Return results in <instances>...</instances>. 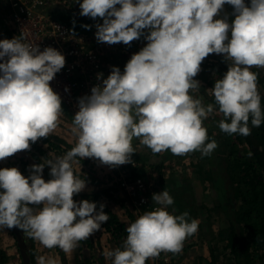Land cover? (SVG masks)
Masks as SVG:
<instances>
[{
    "label": "clouds",
    "instance_id": "clouds-1",
    "mask_svg": "<svg viewBox=\"0 0 264 264\" xmlns=\"http://www.w3.org/2000/svg\"><path fill=\"white\" fill-rule=\"evenodd\" d=\"M226 4L232 6L231 19L221 15ZM79 7L81 16L102 18L98 42L127 45L147 30V44L123 72L113 66L101 85L79 99L71 128L76 142L62 157L32 164L27 177L16 167L0 168V228L17 227L43 247L65 253L109 219L103 204L97 210L95 202L73 199L86 188L85 179L74 174L75 158L135 164L134 138L153 153L207 156L217 143L209 142L203 121L214 111L223 114L218 126L228 135L248 136L249 122L264 123L258 73L251 70L264 68V0H81ZM209 54H223L229 66L209 89L214 104L204 105L190 90L200 87L193 78ZM65 62L54 47L41 51L18 36L0 40V160L57 128L61 97L49 82ZM152 201L158 207L126 227L123 247L102 253L108 264H146L162 252L179 253L198 231L199 221L188 212L168 211L174 200L167 190L153 193ZM37 264L57 261L39 256Z\"/></svg>",
    "mask_w": 264,
    "mask_h": 264
},
{
    "label": "crops",
    "instance_id": "crops-1",
    "mask_svg": "<svg viewBox=\"0 0 264 264\" xmlns=\"http://www.w3.org/2000/svg\"><path fill=\"white\" fill-rule=\"evenodd\" d=\"M64 2L68 8L71 7L76 10L75 14H73V16L71 15L72 17H70L69 14L65 12L67 18L64 17L65 20L61 19V16L63 15L58 11L60 10L59 7L61 6L59 3L51 5L47 12L64 23L69 22L68 24H70L74 22L75 30L73 31H75L77 34L86 36L87 44L85 47L87 49L96 50L100 53L103 63L104 76L107 78L106 73L108 72V74H110L113 66L116 65L115 58L118 57L121 60V55L116 51H112V49L108 47L107 42L97 41L95 37V29H97L96 24H98V20L89 16L80 15L79 0H65ZM5 20L6 19L2 15L1 23H4ZM2 25L5 29V34L12 38L11 35L15 33L10 27L9 23L7 22L6 24L4 23ZM83 25H90L91 27L85 28ZM115 67H117V65ZM61 106L63 111L59 118L58 126L49 136L65 141L69 145H74L76 140L71 131L73 118L62 104ZM132 145L136 152L132 153L131 157L135 160L136 165L138 164L137 166L140 168L139 172L145 173V175L150 177L153 183L155 182V184H157L155 190L157 193L165 189L173 197L174 203L168 207V211L170 213L179 215L184 212H188L190 219H197L199 215H202L203 213H213L218 212L219 210L220 211L218 214L216 213V215H223V209L226 205H228V197L224 185L219 182V180L217 181L220 174L219 171L221 170V165L220 162L218 164L213 162V155L208 156L207 160L209 161L205 164L204 162H201V160H197L194 156L190 157L189 154L180 156L172 154L168 150L160 153H153L147 146L141 144L138 138H134L132 140ZM44 147L46 149V145ZM19 153L23 154V152L20 150L17 152V156L20 155ZM48 154L55 156V158L62 157L60 155L56 156L51 152H48ZM23 155L25 160H27L30 165L35 163L30 154L26 153ZM82 161L85 163H79L77 159L72 162V168L75 174L83 176L87 172L91 171L93 172L95 178L99 180V183L95 185L86 182V188L80 193L89 194L99 192L102 189H110L109 194L112 197L107 198L102 196L101 202H104L108 205V207L113 211L119 221L126 228L131 222H134L136 218H133V215H129L127 212V208H125V201L123 200V192L120 189L115 190L114 188L117 187L109 183L108 178L113 173L115 167L101 163L98 158L85 157L82 159ZM197 161H199V164H197ZM4 167H16L19 169L15 158L11 160H0V168ZM197 167L202 171L204 169V173L206 172L205 178H203L204 181L202 180L204 185L201 191H196L195 189L191 188V174L192 171L195 172V170H198ZM134 169H137V167ZM135 171L137 173V170ZM44 179L45 181L48 180L47 178ZM221 188L223 190L222 193L220 192ZM220 196H222V201L220 200ZM73 199L79 201L76 196H74ZM201 217L206 216L203 215ZM210 227L213 230V223L211 222ZM210 235L212 237V234L210 233L208 234L207 240L201 238L200 241H198L200 236L197 232L194 235L188 237L184 241L182 250L179 252L180 255L178 264H204V262H210V247L215 246V242L212 240L214 238L212 237L210 239ZM88 239L89 241L94 242L93 244L95 249H81V251L84 253L85 257H89L90 254L91 256L95 257L93 264H108L102 253L109 249L120 248L121 242L124 243L125 240L122 239L120 241L112 239L111 234L106 232L104 229L95 231L89 236ZM97 242L100 244V248H97L99 245H96ZM0 248L6 250L7 254L10 256L8 264H19L16 256L14 240L12 239L11 234H9L7 228H0ZM35 249L37 252V257L44 256L45 258H53L57 261V264H63L59 254V251H62L60 248L59 251L57 247H53L51 249L45 248L39 243V241L35 240ZM79 249L80 248L78 245V248H75L72 253H65L62 251L67 264H72L73 260L75 261V257ZM79 257L82 256H79L78 253V260ZM146 264H153L152 260L149 259Z\"/></svg>",
    "mask_w": 264,
    "mask_h": 264
},
{
    "label": "trees",
    "instance_id": "trees-1",
    "mask_svg": "<svg viewBox=\"0 0 264 264\" xmlns=\"http://www.w3.org/2000/svg\"><path fill=\"white\" fill-rule=\"evenodd\" d=\"M61 14L63 16L66 15L65 12ZM226 15L231 19L232 16L230 17L228 12ZM68 23L66 24L72 30H75L74 22ZM212 63V67L216 70V73L223 77L228 68L221 66L220 63ZM251 70L258 73L257 86L259 93H261L262 89H264V76L256 68H252ZM261 98L262 107H264V97L261 95ZM249 127L251 128V134L248 136L240 134L228 135L224 133L227 137L225 140L232 143L230 148L224 150V165L222 164L220 167L223 172H220L217 179V181L219 180L224 185L228 197V205L223 209V215L226 217L229 226L227 229V244L223 248L225 251L229 250L225 264H264V123L259 127H252L249 122ZM239 144L244 146L245 152L249 154L248 156H240L239 151L236 149ZM73 146L56 137L48 136L38 138L35 143L30 142V148L27 149V152L34 160V164H38L44 162L46 159H55V156L49 155L48 152L54 153L56 156H63ZM76 159L79 163L83 162L79 157ZM19 162L23 167L30 165L28 162L23 161V159H19ZM135 170L137 169H133L134 176L144 175L143 172H139L140 169L137 170V173ZM42 175L43 178L51 179L50 165L44 167ZM80 178H84L87 183L95 185L99 183V180L94 177L92 172H88L80 176ZM114 189L118 190V187ZM109 190L102 189L99 192L89 194L79 193L74 196L95 202L97 210H99L100 205L103 204L100 198L102 196H106L107 198L112 197L109 194ZM103 205V211L108 214L109 219L101 227L109 232L114 240L121 241L122 239H126L127 233L124 225L118 221L117 217L110 212L105 204ZM128 213L131 215V212ZM20 231L23 244L29 256V263L36 264L34 260L36 254L34 239L28 237L21 229ZM122 244L121 242L120 245L123 246ZM78 245L80 249L92 247V243L88 239L80 241ZM121 246L120 248H122ZM61 255L64 256L62 253ZM7 262L8 257L6 252L0 248V264H6Z\"/></svg>",
    "mask_w": 264,
    "mask_h": 264
},
{
    "label": "built area",
    "instance_id": "built-area-1",
    "mask_svg": "<svg viewBox=\"0 0 264 264\" xmlns=\"http://www.w3.org/2000/svg\"><path fill=\"white\" fill-rule=\"evenodd\" d=\"M5 1L10 10L9 25L18 37L37 43L41 51L51 46L65 56V66L49 83L60 95L61 104L74 119L73 116L79 110V99L90 95L91 88L101 85L102 80L106 78L100 53L85 47L86 36L75 33L66 23L47 12L55 2L67 7L65 0ZM99 73H103L101 78H98ZM136 167V162L120 165L117 180L135 212L141 216L145 211L154 210L158 206L150 204L152 191L145 178L130 180V170ZM162 262L171 264L169 258L161 259L160 263Z\"/></svg>",
    "mask_w": 264,
    "mask_h": 264
},
{
    "label": "rangeland",
    "instance_id": "rangeland-1",
    "mask_svg": "<svg viewBox=\"0 0 264 264\" xmlns=\"http://www.w3.org/2000/svg\"><path fill=\"white\" fill-rule=\"evenodd\" d=\"M79 2H81V0H79ZM55 3H57V2H55ZM59 8H60V10H58L59 12H61V11H62L61 13L66 12V13L69 14L70 17H72L73 14H75V12H76V10H74L71 7L70 8L66 7V9H65V8L60 6ZM80 11H81V9H80ZM232 11H233L232 6L226 4L224 6V8L222 9V11H221V15H226L227 12H228V15L231 17ZM0 14H1V12H0ZM64 17H66V15L65 16H61V19L65 20ZM96 20H98L97 23H102L103 22L102 18H100V17H97ZM95 30L97 31V29H95ZM144 32H145V34H142L139 39H134L133 41L129 42V44H127V45L124 44L123 42H118V43H114V44H108L107 43L108 47H110V49H112V51H116V52H118L121 55V58H122L121 60L118 57L115 58L116 60L114 59L117 67H119L121 71L124 70V66L127 63V61L131 58V56L133 54L139 52L147 44V41L144 38L145 35H147V30H144ZM212 62L220 63L221 66H223V67L226 66L227 68L229 66L228 62H226L224 60L223 54H209L202 61L201 70L199 71L197 76L193 78V79H195V80H197L199 82L200 87H198L196 89H191L190 90V95H192L193 98L200 99L204 105H207L209 103L214 104V96L212 95V93H211V91L209 89L214 87V83H215V81L217 79L223 78L221 75H218L216 73V70L212 67V64H213ZM253 68H256V67H253ZM223 69L225 70V68H223ZM256 69H258V71L264 76V68H256ZM108 75L109 74L107 72L106 76H108ZM260 94L264 97V89H262V92ZM222 119H224L223 114L219 113L218 111H214L212 114H210L203 121V125L207 129L209 142L211 140H215V142L217 143V148L211 154V155H213V158H214L213 162L215 164H218L220 162V165H222V164L224 165V159H225L224 150L227 149V148H230L231 145H232V143H229L228 141L225 140L227 137L224 134V132H222L220 130V128L218 126L219 125V121L222 120ZM236 149L239 151L240 156L243 155L244 157H246V156L249 155L248 152H245V149H244L243 145L239 144L236 147ZM188 154L190 155V157L194 156V157H196L197 160L199 159V160H201V162H204L205 164L209 161L207 159H208V156H210V155L202 156L199 151H194V152H191V153H188ZM131 159L133 161H135L132 157H131ZM197 164H199V161H197ZM117 166L118 165L114 166L115 169L113 170V173L109 176L108 180H109V183L111 185H113V186L117 185V187L119 188L120 182L117 180V178H118V172L117 171L119 169H121V168H120V165L118 167ZM133 169L130 170V178H132L130 180H135L136 178H145L148 181V183L150 184V186H151L152 195H153V193H157L155 191L157 184H155V182L153 183L151 181L150 177L145 175V173H144L143 176H134ZM139 169L140 168L137 166V170H139ZM193 169H195V168H193ZM219 172L222 173L223 171L220 170ZM205 173H204V169L202 171L199 168H198V170H195V172L192 171V174H191V177H192L191 188L192 189H195L196 191L197 190H200V191L202 190L203 185H204V182H202V180H203V178H205ZM120 190L123 192V194L125 196L126 195L125 191L121 188V186H120ZM220 192L221 193L223 192L222 188L220 189ZM77 198L79 199V201L80 200H84V199L80 198L79 196H77ZM101 199H102V197L100 198V200ZM123 200H124V198H123ZM150 200H151L150 201L151 205L158 206L154 201H152V196H151ZM220 200L222 201V196H220ZM128 201H129V199H128ZM125 205L127 207V212H130L131 210L136 211L130 201L127 202V203L125 201ZM218 212H213V213L206 212V213H203L202 215H199V217L197 218V220L199 221V226H198L197 233H199V236H200V239H198V241H200L201 238L204 239V240H207L208 234L211 233L212 237L214 238L212 240L215 242V246L214 247H210V262H204V264H225L226 261H227V258H228L227 256L229 254V250L225 251L223 248L227 244V234H228L227 229L229 228V226H228V223H227V219H226V217L224 215H221V214L220 215H216V213L218 214ZM203 215L206 216V217H201ZM137 216L139 217L138 212H137ZM206 222H207V224H206ZM210 222L213 223V230L210 227ZM212 237L210 235V239ZM98 244L99 243L97 242L96 245H98ZM98 247L100 248V244L97 246V248ZM81 249H90V248L83 247ZM81 249L78 250L79 256H83L84 255V253L81 252ZM61 253L64 255V253L62 251H61ZM179 255H180V253L162 252L159 255L160 257L158 256V257H155V258H151V260H152L153 264H159L161 259L169 258L171 260V264H178L179 263V260H178L179 259ZM60 256H61V254H60ZM63 257L65 258V256H63ZM214 257H215V259H214ZM88 258H91V262L92 263L95 260V257L91 256V254H90V256ZM62 262H63V264H65V263L67 264L66 259H65V261H62ZM73 262H74V260H73ZM99 264H101V263H99Z\"/></svg>",
    "mask_w": 264,
    "mask_h": 264
},
{
    "label": "flooded vegetation",
    "instance_id": "flooded-vegetation-1",
    "mask_svg": "<svg viewBox=\"0 0 264 264\" xmlns=\"http://www.w3.org/2000/svg\"><path fill=\"white\" fill-rule=\"evenodd\" d=\"M0 12H1V14L3 15V17L6 19L5 20V24L8 22V23H11L10 21V17H9V14H10V10H9V6H8V4H7V2L5 1V0H0ZM4 23H2V24H4ZM3 27V26H2ZM4 28V27H3ZM4 31H5V29H4ZM22 152H23V154H29L28 152H27V150H21ZM20 154V153H19ZM23 154H20V155H18L17 156V153H15V154H13V156H9V157H7V158H4V159H7V160H11V159H13V158H15L16 159V161H17V159H18V161H17V164H18V166H19V170H20V172H21V174L22 175H24L25 177H27V176H29L30 175V173H31V168H30V166L31 165H28L27 167H23V165H21V163L19 162V159H23V161H25L26 163L28 162L27 160H25V158H24V155ZM28 164H30L29 162H28ZM5 228H7V227H5ZM100 229H104L103 227H101ZM7 230H8V232H9V234H11V237H12V239L14 240V243H15V251H16V256H17V259H18V261H19V264H22V258H21V256H20V253H19V247H18V245H19V242H18V239L16 238V236H15V234L12 232V230H11V228H7ZM21 232V231H20ZM107 232V231H106ZM21 241H22V236H21ZM23 242V241H22ZM92 243V247L90 248L91 250H93V249H95L94 248V245H93V242H91ZM34 248H35V240H34ZM58 248V247H57ZM2 249V248H1ZM4 250V249H3ZM36 250V249H35ZM58 251H59V248H58ZM5 252H6V250H5ZM59 252H61V251H59ZM82 252V251H81ZM59 254H61V253H59ZM6 255H7V257H8V262L6 263V264H8L9 263V260H10V256L7 254V252H6ZM27 255H28V253H27ZM61 259H62V261H65V258L61 255ZM28 260H29V256H28ZM35 263L37 264V252H36V254H35ZM88 261V263H86ZM30 264V263H29ZM66 264V263H65ZM72 264H93L92 262H91V258H88V257H85L84 255L82 256V257H79V260H77L76 258H75V261L72 263Z\"/></svg>",
    "mask_w": 264,
    "mask_h": 264
},
{
    "label": "water",
    "instance_id": "water-1",
    "mask_svg": "<svg viewBox=\"0 0 264 264\" xmlns=\"http://www.w3.org/2000/svg\"><path fill=\"white\" fill-rule=\"evenodd\" d=\"M61 7H63V8L66 9L65 6H61ZM1 20H2V15L0 14V40H2V39H12V38L16 37V36H17L16 34H12V35H11L12 38H11V37H8V36L5 34L4 28L2 27L3 25H2V23H1ZM64 142H65V141H64ZM33 164H34V163H33ZM89 172H91V171H89ZM92 173H93V172H92ZM118 189H120V188H118ZM80 194H81V193H80ZM123 198H124V200L126 201V203L129 202L128 199H127V197H126V195L123 196ZM102 203L105 204V205L107 206V208L110 210L111 213H113V211L108 207V205H107L106 203H104V202H102ZM125 206H126V205H125ZM125 208H127V207H125ZM113 214H114V213H113ZM130 214L133 215V218H134V217H135L136 219L138 218L137 213H136L135 211L131 210V213H130ZM115 216H116V215H115ZM116 217H117V216H116ZM117 219H118V218H117ZM118 221H119V219H118ZM119 222H120V221H119ZM120 223H121V222H120ZM11 230H12V232L15 234V236H16V238L18 239V242H19L18 247H19V253H20V256H21V258H22V264H29L28 255H27V250H26V248H25L23 242L21 241V232H20V229L17 228V227H12ZM77 248H78V247H77ZM77 255H78V254H77ZM75 258L77 259V256H76Z\"/></svg>",
    "mask_w": 264,
    "mask_h": 264
}]
</instances>
